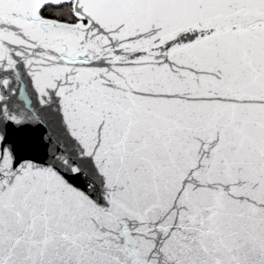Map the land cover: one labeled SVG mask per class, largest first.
<instances>
[{
  "label": "snow or ice",
  "instance_id": "obj_1",
  "mask_svg": "<svg viewBox=\"0 0 264 264\" xmlns=\"http://www.w3.org/2000/svg\"><path fill=\"white\" fill-rule=\"evenodd\" d=\"M0 264H264V0H0Z\"/></svg>",
  "mask_w": 264,
  "mask_h": 264
}]
</instances>
